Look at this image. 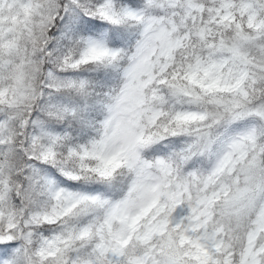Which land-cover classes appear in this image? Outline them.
<instances>
[{
  "label": "snow or ice",
  "instance_id": "6c2138e0",
  "mask_svg": "<svg viewBox=\"0 0 264 264\" xmlns=\"http://www.w3.org/2000/svg\"><path fill=\"white\" fill-rule=\"evenodd\" d=\"M0 264H264V0H0Z\"/></svg>",
  "mask_w": 264,
  "mask_h": 264
}]
</instances>
